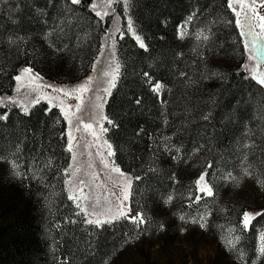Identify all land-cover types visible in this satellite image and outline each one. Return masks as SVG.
I'll use <instances>...</instances> for the list:
<instances>
[{
    "label": "trees",
    "instance_id": "obj_1",
    "mask_svg": "<svg viewBox=\"0 0 264 264\" xmlns=\"http://www.w3.org/2000/svg\"><path fill=\"white\" fill-rule=\"evenodd\" d=\"M227 1L130 0L124 8L147 50L122 21L115 42L116 86L104 104L113 124L105 120L104 136L113 163L132 179L131 214L156 218L145 226L150 232L165 220L160 209L181 204L169 196H199L205 204L186 208L201 214L227 185V172L243 175L245 155L255 167L243 176L264 190V88L239 65L244 48ZM89 4L0 0V95L12 91L21 68L61 83L88 73L108 23ZM181 23L187 29L179 38ZM9 38L16 43L10 45ZM156 83L169 88L163 104L151 90ZM0 114L8 116L0 121V152L14 151L19 143L26 173L13 175L9 163L0 162V264H112L134 236V225H88L67 199L62 180L68 153L59 111L38 102L27 115L11 104L0 107ZM3 163L9 168L2 169ZM36 167L42 171L33 176ZM201 174L211 196L196 185ZM263 229L264 215L247 230L239 228L242 264H264V255L256 254Z\"/></svg>",
    "mask_w": 264,
    "mask_h": 264
},
{
    "label": "rangeland",
    "instance_id": "obj_2",
    "mask_svg": "<svg viewBox=\"0 0 264 264\" xmlns=\"http://www.w3.org/2000/svg\"><path fill=\"white\" fill-rule=\"evenodd\" d=\"M252 0H245L246 4H251ZM228 3V1H227ZM264 3V0H256V10L260 14H264V8L260 7V4ZM96 7L93 8L92 5ZM90 9L96 15V12H101V16H97L101 22L108 19L107 28L99 41V47L97 54L95 55L91 67L85 76L79 79L68 82H54L52 80L43 78L36 72L23 73V68L19 69L15 76L21 75V81L17 82L15 76L13 78L12 91L7 95H0V107L11 104L19 107L21 110L24 106L28 108L33 104L31 101L39 98V102H43L47 107L56 108L65 125V141L66 151L68 153L67 167L65 169L64 177L62 180L63 189L66 193V197L71 201L75 207L77 213L82 214L87 219L100 220L112 219V222L121 220L131 222L130 219L124 217H118L116 215V205L123 200V182L125 177L131 178L124 173V176H120L118 173L112 172L111 169L116 167L113 163L112 156H108L107 144L104 142L105 131L101 130V125L104 127L105 120L100 119V116H104V104L108 97V93L104 91L109 87V80L111 75L104 76L103 72L108 71L112 73L115 65L117 64L115 55V42L121 35L122 21L125 24L126 31L129 35L132 32L129 31L127 25L128 20L125 16V5L123 0H118L111 7H108L107 0H90ZM237 11H240V16L237 17L232 9L229 8L230 13L233 14L235 21L240 19L241 23H244L245 10L241 9L239 4L234 5ZM107 11L108 15L104 16L103 13ZM251 15V13H248ZM251 23L256 24L258 21L253 19ZM119 28V31L116 29ZM239 28L242 45L244 48V59L241 64L248 65V70L244 68L245 73L252 77L251 69H256L257 73L264 74V41L257 40V48L261 50L258 52L252 47L251 37L241 35V31L247 32V28ZM186 23H181L176 29V35L180 38L182 33H186ZM259 33L261 29L259 27L254 29ZM247 45V47H246ZM99 61V63H97ZM111 62L112 67H109ZM259 64V67H257ZM97 71H93V68ZM118 72L116 73V76ZM34 76H38L40 79H34ZM91 77L93 83L89 85V91L84 93H74L73 98L64 96L63 93L55 92L52 88H63L66 91H70L73 88L78 87L80 84L85 83L88 78ZM257 81V80H256ZM162 84V83H160ZM51 85L52 87H47ZM155 85V84H154ZM153 85V86H154ZM163 87L159 92L153 91L158 102L163 104L168 95V86L162 84ZM264 88V87H263ZM19 89V90H18ZM112 89V88H111ZM110 89V91H111ZM27 95V99L25 96ZM75 96H80L83 103L81 104V112L77 113L75 105L79 103ZM99 97V99H97ZM15 100L16 103H12ZM63 101V103H61ZM69 105L72 107L69 109ZM99 105V108L95 106ZM64 108L68 112V118H65L64 112L61 111ZM24 111V110H23ZM95 113V116H93ZM78 117H82L84 122H90L93 124V128L86 130L82 127ZM69 119L72 123L69 124ZM99 121V123H97ZM79 127V131H77ZM95 134V135H94ZM72 141V152L68 151L69 141ZM112 151V148H111ZM101 155H97V153ZM91 154V155H89ZM73 155L76 159L73 160ZM101 156L104 160L109 162V167L104 168L100 163ZM91 163L92 167L88 165ZM2 169H8L9 166L5 163L1 164ZM76 168H80V172L76 177H73L71 173ZM93 174H96V178H93ZM235 175V174H233ZM235 176L242 177L238 183L229 179L227 185L221 187L220 192L216 197H211V204L201 214L194 208L187 209L192 205H197L205 201L197 200L199 196H182L173 197L171 203L178 199V205H175V209H171L170 206L164 208L161 216L165 218L164 222L159 226L158 232H150L148 228L151 227L150 218L146 220V224L137 227L135 224L133 227L134 236L129 239L128 245L125 249L120 251V258L112 260V264H242L239 260L241 257L237 247L241 242V236L238 234L239 228L247 230L254 218L248 222V227L243 226V213L245 211L249 213H264V190L253 184V182L245 178L241 173H237ZM79 179L86 181V185L78 186ZM198 179V178H197ZM72 181V183H69ZM196 181V180H195ZM204 183L199 186L203 187ZM183 189L187 187V183H182ZM181 186V187H182ZM82 187L81 192L79 188ZM130 189H128V199L123 200V205L126 211L129 208ZM115 193V195H113ZM185 194V193H183ZM205 195L206 192H203ZM72 195L75 199H69ZM87 196L88 199L83 197ZM208 196V195H207ZM99 200V204H96L95 211L98 216L86 215L81 211V208L87 209L89 213L93 211L92 204L96 200ZM189 201H191L189 203ZM77 204L81 207L78 208ZM185 205V206H184ZM202 205V203H201ZM111 207L112 212H107V209ZM129 216H133L131 212H128ZM183 217L184 219H181ZM161 218V217H160ZM156 219V218H154ZM196 221V222H193ZM106 223V224H111ZM201 223L206 224L205 227H201ZM95 226V225H94ZM144 229H147L144 231ZM264 235V229L260 230L256 238V254L259 258L261 256L260 248L262 246L261 236ZM239 240H236V237ZM229 241L233 243L230 244Z\"/></svg>",
    "mask_w": 264,
    "mask_h": 264
},
{
    "label": "snow or ice",
    "instance_id": "obj_3",
    "mask_svg": "<svg viewBox=\"0 0 264 264\" xmlns=\"http://www.w3.org/2000/svg\"><path fill=\"white\" fill-rule=\"evenodd\" d=\"M117 2H118V0H107L108 7H111L114 3H117ZM81 3H82V0H70V4L71 5H81ZM123 3H124V5L126 7L130 6V0H123ZM236 4H239L241 6V9L245 10V19H244V23H241L240 19H237L235 21V23L241 29H243L245 27L247 28V32L241 31V35L246 36V37H251L252 47L255 48L256 51L259 52L261 49L257 48L256 41L258 39L261 40V41H264V14H260V13L257 12V10H256V0H252L251 4H246L245 0H228V3H227L228 8L232 9L237 17L240 16V11H237V9L234 7V5H236ZM92 7L95 8L96 5L93 4ZM260 7L264 8V3H261ZM65 11L66 12H74V9L66 8ZM248 13H251V15H248ZM96 15L97 16H101V12L97 11ZM103 15L107 16L108 12L105 11L103 13ZM253 19L258 21V23H256V24L251 23V21ZM127 27L129 29V31L132 32V34H133L136 42L138 43L139 47L142 48V49L147 50V46H146V44L144 42V38H142L140 35L136 34L135 26H134V24H133L131 19H129ZM257 27H259L261 29V31L259 33L254 31V29L257 28ZM119 30H120L119 28L116 29V31H119ZM182 35H184V33H182ZM200 35L203 36V38L205 40L208 39V37L204 36L203 33H200ZM8 43L10 45H12V44H15L16 41L13 40L12 38H9ZM246 47H247V45H246ZM112 55L114 56L115 53L113 52ZM97 63H99V61H97ZM109 67L110 68L112 67L111 62H109ZM119 67H120V65H119V63H117L115 65V68L113 69L112 73H109L108 71H104L103 72V75L106 76V77L111 75V79L108 82L109 83V87L104 89V91L106 93H108L109 95H111L110 89L111 88H115V86H116V79H117L116 73L119 71ZM257 67H259V64H257ZM244 68L246 70H248V65H244ZM22 71L25 74L32 73V69L31 68H27V67L23 68ZM93 71H97V69L94 67ZM251 71H252V79L257 80V82L262 87H264V74L257 73L255 68L251 69ZM145 76L148 77L149 80L151 79V77L148 76L147 73H145ZM21 78H22L21 75L15 76V80L17 82L21 81ZM33 78L34 79H40L38 76H34ZM92 83H93V80H92L91 77H89L88 80L85 83L80 84L78 87L73 88L70 91H66L63 88H52V90L55 91V92L63 93L64 96H67L69 98H73V94L74 93H81L82 94V93H84L86 91H89L90 90L89 89V85H91ZM47 87H52V86L48 85ZM162 87H163L162 84L156 83L153 86V91L159 92ZM74 98L77 99L78 101H80L79 103H77L75 105V110H76L77 113H79V112H81V104L83 103V101L81 100L80 96H75ZM25 99H27V95L25 96ZM97 99H99V97H97ZM31 102L32 103H38L39 102V98L37 97L35 100H33ZM139 102H140L139 100L136 101V103H139ZM12 103L15 104L16 101L13 100ZM61 103H63V101H61ZM68 107L70 109L72 106L69 105ZM95 107L99 108L100 106L96 105ZM23 110H24V113L27 115L28 114V107L24 106ZM61 111L64 112L65 118L67 119L68 118V112L64 108H61ZM93 116H95V113H93ZM204 118L207 119V117H204ZM7 119H8V116L6 114H0V121H7ZM78 119H79V122H80V124L82 125V127L84 129L89 130V129L93 128V124L92 123L84 122L82 117H78ZM100 119L106 120L107 123L110 124V125L113 124V121L108 119V117H106V116L101 115ZM71 123H72V121H71V119H69V124H71ZM97 123H99V121H97ZM101 130L102 131H107V129L104 128L103 125H101ZM77 131H79V127H77ZM104 143L107 144V141H105ZM107 148L109 149V151L107 152V155L108 156L114 155V153L111 151L112 145L111 144H107ZM68 151L72 152V141L71 140L69 141ZM20 152H21V147H20L19 143H17V145L15 146V150L14 151L7 152V153L0 152V162H8L10 167H11V169H12L13 175H16V176H23V175L26 174L24 171H22L23 165L20 163V159H21L20 156H19ZM89 155H91V154H89ZM97 155H101V154L98 152ZM72 159L75 160L76 156L73 155ZM247 161H248V156L245 155L243 157V162L241 163L242 172H243V175H245V176L246 175H250L251 173L249 172V169L255 167L254 163L253 164H248ZM100 163L103 164L104 168H106V169L109 167V162L104 160L102 156H101ZM50 165H51V161L49 160L44 165V167H49ZM88 167L89 168L92 167L91 163H89ZM41 171H42V169H40L39 167H36L33 170L32 175L33 176H38V173L41 172ZM111 171L115 172V173H118L122 177L124 176V173L121 172V170L118 167H113L111 169ZM79 172H80V168H76L75 171H73L71 173V175L73 177H76ZM262 175H264V173H262ZM93 178L94 179L96 178V174H93ZM225 178L226 179H230L231 181L238 183L239 180L242 177L235 176V175H233L232 172H227ZM39 179L43 180L44 177L43 176H39ZM137 179H139V177H137ZM205 179H206L205 174H201L199 176V178L196 180V185L199 187L202 182H205ZM69 183H72V181H69ZM83 185H86V181L83 180V179H79L78 186H83ZM131 186H132V179L128 178V177H125L123 185H122V187H123V200H127L128 199V196H129L128 189H130ZM79 190L82 192L83 188L80 187ZM200 191L201 192H206V194L208 196H211L213 194L212 193V188L208 187L207 183H204L203 187H200ZM113 195H115V193H113ZM83 198L84 199H88L87 196H84ZM69 199H75V197L70 195ZM171 199H172V197L169 196L168 197L169 202L171 201ZM196 199L200 200L201 198L200 197H196ZM123 200H121L116 205V215L118 217H124V218L130 219L131 222L133 224H135L137 227H139L140 225L145 224V221L150 219L149 217L143 215L139 211H137V213L135 215L129 216L128 212L131 211V209H129L128 211L125 210L124 205H123ZM96 204H99V200L98 199L95 201V203L92 204L93 211L91 213H89L87 211V209H85V208H81V211L85 212L86 215L98 216L99 214L95 211ZM77 207L80 208L81 206L79 204H77ZM107 212H109V213L112 212V208L109 207L107 209ZM254 215H264V213L253 214V213H249V212L245 211L243 213V226L245 228L248 227V222L250 221V219L254 218ZM181 219H184V218L181 217ZM111 222H112L111 218L110 219H106V220H100L99 218L87 219L86 220V223L88 225H95L97 227H100L103 224L111 223ZM193 222H196V221H193ZM200 226L201 227H205L206 224L201 223ZM146 230L147 229H144V231H146ZM236 240L237 241L239 240L238 236L236 237ZM261 240H262V242H264V235L261 236ZM229 243L232 244L233 242L229 241ZM260 253H261V255H264V243H262V246L260 248Z\"/></svg>",
    "mask_w": 264,
    "mask_h": 264
}]
</instances>
